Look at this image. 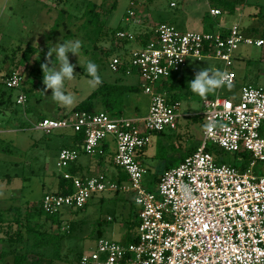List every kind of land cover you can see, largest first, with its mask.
Returning a JSON list of instances; mask_svg holds the SVG:
<instances>
[{
    "label": "built area",
    "instance_id": "obj_1",
    "mask_svg": "<svg viewBox=\"0 0 264 264\" xmlns=\"http://www.w3.org/2000/svg\"><path fill=\"white\" fill-rule=\"evenodd\" d=\"M171 8L177 7L175 0ZM137 6L131 3L125 22L139 24ZM212 17L222 15L211 9ZM118 42L135 43L127 54H116L110 69L118 73L137 72L143 92L151 104L145 117H111L107 112H76L70 116L46 117L33 124L45 135L60 132L84 133L87 154H103L107 142L115 145L114 163L128 176L119 185L107 175L76 177L67 172L77 162L80 151L64 148L57 166L73 185V193H47L41 200L49 215L83 209L104 193L135 194L139 207L138 236L123 244L101 237L94 249L81 257L80 264H264V175L255 173L264 163V87L245 85L240 99H206L204 138L198 150L178 166L167 169L158 180V193L144 186L146 169L137 159L151 134L176 130L179 103H172L164 83L182 73L190 58L217 59L229 74L225 85L236 83L235 54L241 45L264 47V39L244 35L240 24L221 27L216 32H183L174 24L161 23L148 40L126 30L117 33ZM24 75L15 70L5 80L19 92L17 104L26 108L28 98L21 90ZM233 154L249 153L246 171L233 164L218 163L209 146Z\"/></svg>",
    "mask_w": 264,
    "mask_h": 264
},
{
    "label": "rangeland",
    "instance_id": "obj_2",
    "mask_svg": "<svg viewBox=\"0 0 264 264\" xmlns=\"http://www.w3.org/2000/svg\"><path fill=\"white\" fill-rule=\"evenodd\" d=\"M59 1L60 4H58ZM64 1L57 0L58 3L54 2L52 6L55 8L53 14L47 18L46 9L50 7L39 4L37 0H0V81H4L13 71L19 70L24 75L22 88L33 89L28 95L29 100L26 108H18L20 109L19 114H13L11 110L14 107H12L7 116H0V195L6 194L9 196L14 194L13 196H17L12 201H5L6 205L10 207L24 208L28 202H38L43 194L57 190L55 184L58 182L61 173L57 166L58 156L63 148H68L71 145L69 137L65 134L61 135V132L45 135L41 131L33 130L32 124L36 123V117L40 116L48 118L50 116L69 115L75 107L86 101L99 88V85L93 88L88 84L86 64L89 60L98 65L102 83L116 86L133 84L132 86L138 92L135 95L127 94L123 97V100L125 101L127 97V101L132 102L131 97L135 104H140L141 114L146 113L145 110L150 99L143 92L140 79L137 76L128 75L126 72L115 73L109 67V62L115 53V47H117L114 38L115 31L130 26V29L137 33L148 26L146 30L151 32L156 28L157 23H171L183 32L203 33L205 29L200 21L206 20L207 22L208 19H212L209 16L210 8L214 6V0H192L194 4L190 7L187 15L191 16V19H189L183 18V15L179 14L185 10L186 6L182 5L183 1L181 0H178L180 6L179 8L175 7L176 9L170 7L171 0H153L152 2L148 0H119L117 8L112 11L111 7L116 0H85V2L70 0L66 9L71 16L68 15L66 20L62 21V24H65L66 27H61L57 33L55 32L56 34L52 35V29L59 17V11L62 9ZM88 1L95 2L100 6L99 11L103 15L102 20L107 22V33L102 37L98 36L99 38H96L97 33L92 28L83 26L86 22L84 11ZM44 2L51 3V0H45ZM131 2L138 5L136 15L142 20L140 27L135 28L134 25L125 22ZM237 2L234 15L224 11L223 8H219L222 11V15L219 17L222 21L228 20V24H240L244 35L264 38V0H237ZM107 12L109 13L107 14ZM188 19L190 23L188 26H184L183 21ZM77 39L82 42L79 60L78 57L69 54L70 63L76 65L74 68L76 77L66 82L65 86L66 93L73 95L74 103L65 107L51 99V90L46 93L48 96L41 93L44 88L41 64L46 62L45 56L48 52L49 42L55 46L61 40L63 42ZM28 47H35L37 53L38 49L40 50L38 61L32 59V55L29 61L26 62L25 56ZM116 54L121 55L118 51H116ZM238 54L241 55L240 61L234 63L233 70L238 71L240 75L244 71V63L247 65L246 70L248 73H251L255 67L264 69V47L241 45L235 54V62ZM54 59V57L51 58V60ZM48 63L51 67V63ZM207 67L221 71L226 68L224 62L217 59L207 58L198 61L190 58L188 60L187 79L178 98L181 102L179 113L182 116L178 121L179 127L176 130H165L163 135H166L167 138L164 140L160 138L161 145L152 143L157 149L156 156L160 160L161 167L165 166L167 162L168 167L179 164L187 157L189 147L201 144L203 141L205 121L189 124L190 118L188 117L202 113L204 100L220 97L237 102L240 99L241 88L237 80L235 84L225 85L205 97L192 94L188 90L189 82L194 79L199 70ZM35 71L36 73L41 71V75L32 76V72ZM17 94L18 91L15 90V95L17 96ZM27 108L33 110L31 114L28 113ZM125 109H123V116H113L100 101H96L93 112H107L111 117L129 116V109ZM114 149L109 156L113 157L115 155V145ZM209 151L216 162L233 164L238 167L239 163H236V159H239L236 157L238 154L226 152L212 145L209 146ZM86 156L88 155L84 157L87 158ZM111 164L109 169L101 171V173L108 175L116 171ZM255 173L264 175L263 162L257 163ZM154 174L155 172L152 170L147 172L144 178V186L148 190L158 193V185ZM114 199L115 197L112 198L113 202L111 204L104 207H101L97 202H91V206L86 210L74 211L75 216L70 215L64 219L63 227L66 232L71 228L77 230L75 234L71 232L68 234L69 237L66 236L63 242L61 260L54 258L51 249L41 251L33 249L34 239L32 237L28 238L26 248L29 262L33 264H80L81 257L89 254L94 249L99 233L106 239L116 240L123 244L128 243L129 238L137 237L139 222L137 212L139 207L135 203V194L133 192L127 195L120 194L118 203L114 202L116 201ZM24 209L26 210V208ZM109 217L112 221L107 220ZM98 221L101 222V226L96 224ZM4 249L9 250L8 244L0 242V251Z\"/></svg>",
    "mask_w": 264,
    "mask_h": 264
},
{
    "label": "trees",
    "instance_id": "obj_3",
    "mask_svg": "<svg viewBox=\"0 0 264 264\" xmlns=\"http://www.w3.org/2000/svg\"><path fill=\"white\" fill-rule=\"evenodd\" d=\"M81 1L85 2V0H81ZM118 1L119 0H116L114 2V4L111 7V11L117 8ZM148 1L152 2L153 0H148ZM54 2H57V0H51V3H50L51 7L54 5L53 4ZM69 2L70 0H65L63 2V5H62L63 7L59 11V17L58 19H56V23L52 29V33H51L52 35L56 34L57 31L61 27H66L65 24H62V21L66 20L68 15H70L68 10L66 9V6L69 4ZM58 4H60V1ZM213 4L214 6L212 7L217 8V9L223 8L224 11L230 13L231 15H234L238 2L237 0H214ZM99 7L100 6L97 3L88 1V3L85 5L86 9L84 11L86 22L85 24H83V26L92 28V30H94L97 33L96 38L98 36L102 37L103 35L107 33L106 31L107 22L102 20L103 15L99 11ZM109 12H107V14ZM208 20H211V19H208ZM206 28L207 29L205 32H210V33H214L219 29L217 28L214 22H211V26H207ZM124 30L125 29L120 28L117 30V32L116 31L114 32V38L116 39V42H118L117 33L120 31H124ZM153 35H154V30H152L151 32L149 31L144 35L140 34L138 35V38L139 40H143V39L148 40ZM127 44L128 42H124V46ZM115 48L116 50H115L114 55H116V51H118V48L117 47ZM34 52H37L35 47H28V50L25 56L26 62L29 61L30 56L34 55ZM128 52L129 51H126L125 53L127 54ZM120 72H126V70L122 69ZM11 74L12 73H10L6 77V79ZM36 74L40 76L41 71H38L37 73L36 71L32 72V76H36ZM177 75L179 74H175V76ZM172 77H174V75ZM5 80L0 81V116H7L9 113L8 111L12 107H14V109L11 110V112H13V114H16V113L19 114L20 109L18 108L20 106H18L17 104V96L19 92L16 96L15 90L9 89L5 84ZM165 86L166 85L164 84V89H165ZM21 90L26 94L29 100L28 95L33 91V89L31 88L28 90L25 87H23ZM137 92L138 90L133 86H116V85H109L106 83H101L99 85V88L86 101L80 103L77 107H75V109L69 115L76 113V112L92 113L94 106L96 104V101H100L106 107L107 111L113 114V116L114 115L123 116V109L126 108L125 110H127L129 109L131 105V102L127 101V97L125 101L123 100V97L126 96L127 94L135 95ZM130 100H131V97H130ZM170 101L172 103H176L177 98L170 100ZM27 110H28V113L30 114L33 111L31 108H27ZM130 115L131 114L125 117H130ZM63 116H66V115H63ZM50 117H53V116H50ZM44 118L46 117L44 116L43 117L40 116L38 118L36 117V122H39L43 120ZM188 118H190L189 124L196 123L199 121L201 122L205 121L203 119V116H199V115L189 116ZM84 138H85L84 133H74L73 142L68 147V149H77L80 151V153L83 152L84 151L83 149ZM110 146L111 148H114V144L111 141L105 143L104 146L102 147L103 154H100V155L98 154V156L101 158L103 157L106 158V156L110 155V153H112L110 151ZM199 146H200V143L191 148L189 147L187 149V156L196 152ZM9 153H10V150H9ZM236 157L239 158V159H236V163L237 162L239 163L238 168L243 172L246 171L252 161V156L249 153H243V154H238ZM74 164L70 165V167L67 169V172L71 174L72 176H77L76 168L75 166H73ZM119 169H120V173H119V176H118L119 178L117 179V182L119 183V185H123L124 183L128 182V176L121 168ZM99 174H103V173L100 172L97 175ZM73 191L74 189H73L72 183L68 181L67 179H65L60 174L58 177V189L54 193H60L63 195L64 194L67 195V194L73 193ZM47 193L43 194L41 199L38 200V202H28L27 205L24 206L26 210L22 207H10L8 210L0 211V242L7 243L8 248H9V250L4 249L3 251H0V264H5L6 260L10 257L12 258V264H33L29 262V255L27 254V248H26L28 245V242H27L29 240L28 238L30 237L34 239L33 244H32L33 249H36L38 251L51 249L54 258L61 260L63 242L66 239V236H68V234H70L71 232L75 234V231L77 229L74 230L73 228H71L69 231L66 232V229H64L63 227L64 213L58 214V215H49L42 210L40 203L44 195H46ZM49 193H52V192H49ZM88 204L83 209H80V210H86L89 206ZM74 211H77V210H67L65 213H69V212L74 213ZM96 224L99 226L102 225L101 222L99 221ZM71 225L75 226L74 224H71ZM101 237L102 236L99 233L97 240ZM136 239L137 237L129 238L128 243L135 242Z\"/></svg>",
    "mask_w": 264,
    "mask_h": 264
},
{
    "label": "crops",
    "instance_id": "obj_4",
    "mask_svg": "<svg viewBox=\"0 0 264 264\" xmlns=\"http://www.w3.org/2000/svg\"><path fill=\"white\" fill-rule=\"evenodd\" d=\"M44 1L45 0H37V2L39 4H45L46 7H50L49 9H46L47 18H49L50 15L53 14L54 9L51 7L50 3H45ZM171 1H173V0H171ZM175 1H177V7L176 8H179L180 1H178V0H175ZM181 1H183L182 5H186V6H185V10L183 12L179 13V14L183 15V18L191 19L190 18L191 16H187V15L189 14L190 7L194 3L192 2V0H181ZM136 6H137V9H138V5H136ZM212 8H214V7H211L210 10ZM158 9H160V8H158ZM214 9H217V8H214ZM155 11H156V9H155ZM185 16H187V17H185ZM153 17H155V16H153ZM210 17L212 19L208 20L207 22H206V20L205 21L204 20L200 21V23L203 25V28L205 29V31L207 29L206 28L207 26H211V22H214L216 24L217 28H221V27L229 28V27H231L233 25V24L232 25L228 24V20L227 21L226 20L222 21V19L220 17H212L211 15H210ZM138 19H139V22H140L139 24H137V25L132 24V25H134L133 27H135V28L137 26L138 27L141 26V23H142L141 21L142 20H140V18H138ZM189 19L183 21V23L185 24L184 26H188V24L190 23ZM158 24L159 23H157V25ZM130 28L131 27L129 26L125 30L130 32V33L136 34V35H140V34L144 35L147 32H149V30H146V28H148V26L144 30H142L141 32H137V33L132 31ZM260 39H264V38H260ZM116 45H117V48H118V52H120L121 54H124L126 51H130L134 47H137V44H135V43H128L127 45L124 46V42H122V43L117 42ZM239 55L240 54H238V57L236 58V62L235 63L240 61L239 58L241 57V55L240 56ZM246 67H247V65L244 63V71L242 72L241 75L239 74L238 71L234 70V72L237 75V81H239V83H240V88H242L245 85H250V86H254V87H264V69H260L258 67L257 68L255 67V69L252 70L251 73H248L247 70H246ZM187 69H188V65H187V67L185 68V70L182 73H180L177 76L171 77L169 80H167L164 83L166 85L165 86V90H166L170 100H173V99L177 98V103H179L180 107H181V102L178 100V98H179V93L181 91V88H182L183 85H185V82H186V79H187V75H188V72H187L188 70ZM126 74L137 76L140 79V77L137 74V72H126ZM249 74H251V75H249ZM140 82H141V79H140ZM132 85L133 84H128L127 86H132ZM149 99H150V96H149ZM131 100H132V102H131V105L129 107V114H131L130 117H145V116H147V114L149 112L150 104H151V99L149 101V105H148L147 109L145 110L146 111L145 114H141L142 110L139 109L140 108V104L139 103L135 104L134 100L133 99H131ZM204 101H203V103H204ZM100 112H103V111H100ZM202 113H203V111H202ZM202 113L199 116H202ZM195 116H197V115H195ZM181 117L182 116L180 114V118ZM178 127L179 126H177V128ZM63 134H65L67 137H69L70 144H72L74 134L70 133V132H61V135H63ZM175 134H174V136H175ZM203 134H204V132H203ZM150 136H151V139H150L149 145L146 148H144L143 150L139 151V153L137 154V159L140 161V163L146 169V174H147V172L149 170H152V171L155 172L154 178H155V181L157 182V185H158V180H159L160 176L167 169L174 168V167L178 166L182 161L179 164L175 165V166H169V167H168V162H167V164L165 166L161 167L160 166L161 165L160 164V160L157 159V156H156L157 149H156V147L154 145H152V143H154V144H158L159 143L160 144L161 143V142H159L160 138L164 140L167 137H165L166 135H163V132L156 133V134L153 133ZM114 150L115 149L111 148V146H110V151L113 152ZM83 155L84 156L88 155V156H86L87 158H85ZM110 164L115 167L116 171H114L113 173H109L107 176L110 179H112L114 181H117V179L119 178L118 176H119V173H120V169L114 163V156L111 157V156L108 155V156H106V158L105 157L101 158L98 155H90V154H87L85 151H83V152L80 153V156H79L77 162L73 166H75L76 171H77V174H76L77 176L76 177H89V176L97 175L101 171H105V170L109 169L110 168ZM55 185H56V188L58 189V182ZM120 194L121 195H125V194L127 195L129 193L120 192L119 194L118 193L99 194V195H96L93 199H91V201H90V203L88 205L91 206V202H97L98 204L101 205V207H104L107 204H111L113 202L112 198H114V197H115L114 200H116L114 202L118 203L119 202L118 199L120 198ZM13 195L12 194H10L9 196H7L6 194L5 195H2V194L0 195V211L8 210L10 208V206L6 205L5 201L6 200H9V201L14 200L15 197H17V196L16 195L13 196ZM106 196H107V198H106ZM65 212H64V216H63L64 219L69 217L70 215L75 216L73 213H70V212L69 213H65ZM107 220L108 221H112V219L110 217ZM2 246L5 247V245H3V244H2ZM5 264H12V258L11 257L8 258L6 260V262H5Z\"/></svg>",
    "mask_w": 264,
    "mask_h": 264
},
{
    "label": "clouds",
    "instance_id": "obj_5",
    "mask_svg": "<svg viewBox=\"0 0 264 264\" xmlns=\"http://www.w3.org/2000/svg\"><path fill=\"white\" fill-rule=\"evenodd\" d=\"M50 45V46H49ZM82 47L80 40H62L55 46L49 42L48 52L45 56V63L41 64L43 72V85L44 88L41 91L45 96L48 90H51V99L65 107L71 106L74 103L73 95L67 94L65 91L66 82L73 80L76 76L74 75V68L76 65L70 63L69 54L78 57ZM54 57V60L51 58ZM34 60L40 59V50L38 53L34 52L32 57ZM51 67H49V63ZM80 66V64L78 63ZM86 72L88 77V84L95 88L102 83L101 76L99 75L98 65L91 60L86 64ZM229 80V74L219 69L213 70L209 67L199 70L194 79L188 84V90L199 97H205L215 90L225 86Z\"/></svg>",
    "mask_w": 264,
    "mask_h": 264
}]
</instances>
